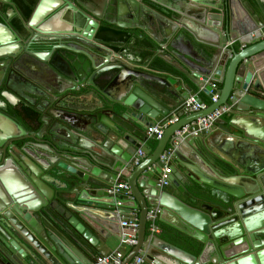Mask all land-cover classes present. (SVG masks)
Returning a JSON list of instances; mask_svg holds the SVG:
<instances>
[{
  "label": "water",
  "instance_id": "95a60500",
  "mask_svg": "<svg viewBox=\"0 0 264 264\" xmlns=\"http://www.w3.org/2000/svg\"><path fill=\"white\" fill-rule=\"evenodd\" d=\"M186 15L211 29L213 40L205 42L211 49L196 54L179 50V66L161 55L166 64L158 73L134 66L123 52L96 37L103 22L145 29L161 48L166 42L168 50L175 40L181 41L180 34H174ZM24 22L35 38L59 43L64 66L52 52L29 55L60 71L68 88L86 89L97 100L87 114H80L63 100L64 83L48 88L45 125L29 135L0 106V264H95L98 256L111 253L96 232H105L106 239L125 238L121 217L134 207L140 210L137 243L122 264L138 254L145 264H264V22L252 1L38 0ZM6 27L0 30L5 88L16 96L31 94L26 87L10 86L11 74L31 79L18 68H29L24 52L15 48L20 36L12 37ZM235 43L243 48L237 51ZM170 67L176 73L166 71ZM180 74L210 98L218 94V99L187 120L175 113L178 121L156 140L145 130L166 121L175 106L180 108L190 96L205 104ZM114 89L115 96L110 93ZM222 105H230L235 116L229 127H222L232 137L226 140L228 149L237 155L230 159L207 150V135L215 126L207 131L194 125L190 130L196 134H176ZM78 115L88 126L78 132L84 137L93 133L100 153L80 150L81 141L71 133L77 131ZM243 115L249 119L240 120ZM27 138L34 141L33 153L20 150L33 164L14 151V141ZM150 140L157 141L156 147ZM196 142L205 150H196L203 171L217 179L208 181L191 168H182L183 175L161 159L170 150L171 160L186 162L181 148H195ZM8 146L9 157L3 160ZM247 148L253 149V165L245 158ZM138 150L145 157L134 165ZM165 166L171 168L167 185L161 183ZM123 180L133 206L117 205L124 197L112 190ZM152 207L159 208L158 218L165 224L200 243V252L157 234L147 237Z\"/></svg>",
  "mask_w": 264,
  "mask_h": 264
},
{
  "label": "crops",
  "instance_id": "0c3cea01",
  "mask_svg": "<svg viewBox=\"0 0 264 264\" xmlns=\"http://www.w3.org/2000/svg\"><path fill=\"white\" fill-rule=\"evenodd\" d=\"M166 1H169V0H166ZM251 1L253 4V7L256 10V13H258L261 16L264 22V0H251ZM211 11H214V10H211ZM183 20L185 24L180 25L179 29L177 31L175 30V34H174V37H177L180 34V37H182V39L181 41L175 40L172 43V46L169 47L168 50L166 48L168 47L166 42H165L166 47L163 46L161 48L159 45L156 44L154 37L145 29L130 30V32L136 31V35L131 34V36L128 38L129 40H126V42L125 40L121 41V40L112 39L110 43L108 42L106 44L109 47L114 48L115 50H117L116 48H121V51L123 52V54L131 60L134 66L146 68L150 72L158 73L160 71H163V69L160 68L159 66L161 64H166L163 61L161 55L165 57L168 61L172 62V64H176L179 66L180 61L178 57H183L179 54V50L182 49L185 52H188L190 54H196L198 51L204 53L205 51L211 49L210 47H208V45L205 42L213 40L211 37L212 31L204 23V21L198 20L196 17L188 16V15H186L185 19ZM59 21L57 22L61 24V20ZM62 21L67 22L64 19ZM111 26L115 28H120L115 25H111ZM262 39H264V37ZM228 44H230V42ZM235 46L237 48L236 49L237 51H240V49L243 48V46L239 43H235ZM172 52L175 53L176 55H174ZM166 71H168L169 73H176V70L173 68L166 70ZM179 77H183V79H185L184 84L190 83L193 90L199 95V97L203 101L205 97V101L207 100L208 102L206 103L204 101V103L207 106L212 104V99L207 94H205L202 90H200L196 85H194L190 79H188L183 74H180ZM178 84H181V82H178ZM67 86H68L67 83H64L62 85L61 92H63L62 94V96H64L63 100L66 102L67 105H69L70 108L75 107V110L77 111V113L87 114L88 113L87 107L91 108V107L96 106L97 98H95L91 94H87L88 91L86 89H82L81 92H79L77 90L70 89ZM110 93L113 96L117 95L115 89L110 90ZM175 113H179L180 117L184 118V120L189 119L190 117L189 115L191 114V113H186V112L181 111L179 106H175L173 108L170 117L174 116ZM233 117L235 116L232 111L230 113L225 114L221 119L217 121L215 127L211 129V132L207 135V137H209V142H210V145H209L210 147H208L207 150L210 151L212 148L218 155L226 159L232 158L233 155L237 156L235 152L233 153L228 149L226 140L231 139L232 137L222 128V127H229L230 126L229 123ZM239 118L240 120L244 118L249 119V116L243 115V116H239ZM75 123H74L75 124L74 126L77 128L76 129L77 131L72 130L71 133L74 135L76 141H81L82 145L80 147V150L89 151L90 153H95V154L100 153V149L95 145V142L93 141L94 136H95L93 133L88 132L86 136L84 137L82 134L78 132L81 128L83 129L85 127L88 128L87 122L83 118H81V116L79 117L78 115V118H76ZM70 129H73V127L70 126ZM145 132H147V129L145 130ZM153 141H156V140H150L151 145ZM194 147L195 148L188 145L186 147L181 148V153L184 156H186L187 161L186 162L180 161V163H178L176 162L177 160L173 158L171 162H169L170 167H172V171H173L174 166H176L179 172L184 175V171L182 170V168H184L185 171H189V172L191 168V170L193 169V170L198 171V173H200L199 175L204 176V179L208 181L209 179L210 180L217 179L212 174H208L203 171L201 159H200V156L197 154V151H202L203 153H205V150L202 148V146L198 142L194 144ZM252 153H253V149L247 148L245 152V158L247 159L249 163L253 165L254 160H253ZM123 197L125 199L124 200L125 205L133 206V201H134L133 197L131 198H127L125 196ZM71 210L73 211V209ZM73 212L75 213L76 211H73ZM139 212H140L139 207L137 208L134 207V208H131V212L125 213L124 216L128 217L132 214L139 216ZM157 222L162 223L164 226L168 227V229L171 228L169 225L165 224L162 220H160V218L157 219ZM96 233L99 236V239L103 243H105V245L108 248L110 247L111 252L117 249H120L126 256L132 249V247L128 245H121V240H119L117 237L113 236V237H110L109 239H106L104 235L105 232L101 233L98 231ZM153 234H157L161 236L160 235L161 231L160 233H152L150 230L149 234H147L146 232L147 237L148 236L150 237Z\"/></svg>",
  "mask_w": 264,
  "mask_h": 264
},
{
  "label": "flooded vegetation",
  "instance_id": "af4514ba",
  "mask_svg": "<svg viewBox=\"0 0 264 264\" xmlns=\"http://www.w3.org/2000/svg\"><path fill=\"white\" fill-rule=\"evenodd\" d=\"M37 2L38 0H0V30H2L1 25H5L7 26L6 29L11 32L12 37L15 38L16 36L18 38L17 34H19L20 40L15 41H19L20 46L15 48L17 51L22 50V52H24V60L28 63L29 68L23 66L18 68L24 70L26 75H28L31 79V81L26 80L16 73L10 75V86L26 87L31 93L16 96L14 93L5 88V85L7 84V81H5L4 78L5 74L2 75L0 72V106H5L3 108L4 112L17 120L27 131L28 135L33 132H40L45 125L43 118L48 117L47 112L50 107L45 105L46 96H44V91L50 87H59V85L64 83V78L61 72L57 71L55 67H50L47 62L35 58L34 55H29V52L35 54H46L52 52L53 58L55 60H60L58 61L60 66H64L58 55L59 50L57 46L59 43L56 41L50 42L41 37L35 38L36 35H31L23 27V24L25 23L24 21L31 13L30 12L28 14V10L31 9L32 11V7ZM103 25L111 26V24L103 22L100 23V28ZM100 28L97 30L96 37L107 43L102 36L98 35ZM126 30L130 31L129 29ZM2 32L3 31L0 33ZM130 34L136 35V31H132ZM126 37L130 36L128 35ZM126 39L129 40L128 38ZM126 39H121V41L125 40L126 42ZM53 46L55 47L54 49ZM7 69H12V67L7 66ZM32 69H35L36 71ZM60 69H64V67H61ZM58 113L60 114V111ZM43 134L44 135L42 137L46 140L48 138L47 132H44ZM33 143L34 141L31 138H27L22 141H14V151L16 154L26 159V155L20 150V148H26L27 151L33 153ZM10 144L11 143H9V145ZM9 148L10 147L8 146L7 153L5 154L3 160L9 157ZM0 156L2 157L3 155L0 154ZM29 162L32 163L31 161Z\"/></svg>",
  "mask_w": 264,
  "mask_h": 264
},
{
  "label": "built area",
  "instance_id": "2783aa9c",
  "mask_svg": "<svg viewBox=\"0 0 264 264\" xmlns=\"http://www.w3.org/2000/svg\"><path fill=\"white\" fill-rule=\"evenodd\" d=\"M213 87L217 88V84H213ZM212 103L217 101L218 94L213 95ZM208 107L206 104H200L194 96H190L186 99L180 107V110L186 113H192L200 111L201 109H205ZM231 112L230 105H222L218 109H215L210 114L197 119L191 124L186 125L181 130H179L176 134H182L184 132L189 131L192 135L196 134V131L191 127L194 125H199L200 130L209 131L213 126L216 125L217 121L221 119L225 114ZM178 121V117L176 115L167 118L163 123L155 124L147 128L148 136L155 135V139L159 140L163 134L165 129L171 124ZM145 157V154L142 150H138L137 155L134 160V165L139 164L140 159ZM161 159L165 161L167 164L171 161V152L167 150L162 156ZM171 172V168L169 166H165L163 170V175L161 179V183L167 185L166 177ZM113 192L122 193L123 196L127 198L132 197V192L126 181H121L116 185V187L112 190ZM124 200H119L117 205H123ZM159 208L152 207L147 213V223L150 222V230L152 233H160L161 229L157 224ZM120 225L123 229V235L125 238L121 239V245H128L133 247L137 243V232L139 227V216L138 215H130L125 217L124 215L121 217ZM125 254L117 249L107 255H100L95 259V264H122ZM128 264H145V258L140 254L136 255Z\"/></svg>",
  "mask_w": 264,
  "mask_h": 264
},
{
  "label": "trees",
  "instance_id": "16d2710c",
  "mask_svg": "<svg viewBox=\"0 0 264 264\" xmlns=\"http://www.w3.org/2000/svg\"><path fill=\"white\" fill-rule=\"evenodd\" d=\"M31 12V9L28 10V14ZM99 36H102L105 41L110 43L112 39L116 40H121V39H126L129 37L126 36H131L130 31L122 28H115L112 26L108 25H103L100 28V31L98 33ZM127 40V39H126ZM118 51H121V48H116ZM205 101V97H204ZM206 103L208 102L207 100L205 101ZM157 141H153L152 147H156ZM158 226L161 229V237L168 240L171 243H174L190 252H195L198 254L201 250V244L195 241L194 239L188 237L187 235L181 233L175 228H169L164 226L162 223L157 222ZM168 229V230H167ZM147 234L150 233V222L147 223Z\"/></svg>",
  "mask_w": 264,
  "mask_h": 264
}]
</instances>
